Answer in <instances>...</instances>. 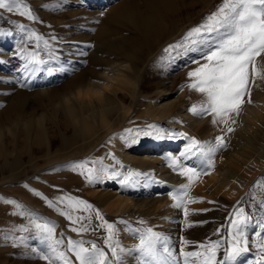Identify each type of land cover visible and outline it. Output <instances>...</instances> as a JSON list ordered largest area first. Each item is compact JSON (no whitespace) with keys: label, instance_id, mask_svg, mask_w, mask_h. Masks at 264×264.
Listing matches in <instances>:
<instances>
[{"label":"bare ground","instance_id":"6f19581e","mask_svg":"<svg viewBox=\"0 0 264 264\" xmlns=\"http://www.w3.org/2000/svg\"><path fill=\"white\" fill-rule=\"evenodd\" d=\"M67 1L81 8L72 17L82 13V19L55 16L51 27L63 35L53 31L45 38L62 65L60 72L51 69L47 75L38 59L33 66L36 78L21 82L16 76L23 68L19 52L11 50L8 39L0 47L9 55L0 61V264H14L8 262L13 247L30 255L27 264H48L44 256L62 264L58 253L79 264L69 240L83 242L90 251L93 243L100 245L105 264H139V253L128 250L148 228L168 237V246L174 243L175 248L184 245L179 242L183 229L197 233L189 236L196 241L207 236L209 242H220L216 264H251L250 246L261 236L255 234L257 227L264 236V209L252 220L243 212L239 227L248 251L230 261L226 250L233 242L231 221L226 222L219 205L230 202L244 210L253 180L264 177V53L256 58L260 71L255 64L249 66L250 97H243L240 124L231 132L215 130L209 114L195 115L188 107L185 98L193 93L185 84L177 92L166 84L152 85L149 94L143 90L150 86L147 71L159 53L185 39V23L212 8L215 0ZM85 18H95L98 33L88 40L70 36ZM181 55L173 66L187 58ZM47 119L53 124L50 129ZM194 136L206 144L190 149ZM221 137L223 146H218ZM212 154H219L224 163L209 158ZM174 158L199 175L189 181L170 166ZM84 161L88 163L83 169L76 168ZM189 184L184 199L194 202L186 203L185 216L183 208L173 206L172 197H182L181 186ZM259 198L264 202V194ZM33 221L53 227L52 238L44 239L46 234L38 233ZM106 223L114 226L111 241ZM9 234L18 243L7 241L6 246ZM177 252L172 250L176 259L170 264H184L185 257ZM191 259L189 264H196ZM254 264H264V258L258 262L256 257Z\"/></svg>","mask_w":264,"mask_h":264},{"label":"snow or ice","instance_id":"6c2138e0","mask_svg":"<svg viewBox=\"0 0 264 264\" xmlns=\"http://www.w3.org/2000/svg\"><path fill=\"white\" fill-rule=\"evenodd\" d=\"M0 9L9 13L15 11L21 16L35 19L31 11L22 4V0H0ZM193 37L195 39H192ZM185 40L189 44L203 45L206 49L201 56L206 62L200 64L199 61H194L199 66L188 74L190 78H194V82L186 85L204 93L207 97L206 105L193 106L190 110L195 115L214 114L217 119L227 123V117L230 113H239L240 106L244 103L243 97L245 94L247 93L250 97L248 88L249 66L254 65L256 58L264 53V0H222V4L207 17L203 25L188 32ZM186 47L183 43H177L169 45L165 51L171 52L181 48L186 49ZM249 102H251L250 99ZM215 122L214 119L213 123ZM228 131L231 132L233 129L228 128ZM219 140L220 144L218 146H223V138L221 137ZM191 143L192 145H198L200 142L192 139ZM210 151H214V149H210ZM87 163L88 161L81 162L76 165V168L83 169ZM170 166L173 167V170L179 169L180 174L187 176L189 181L199 175L194 168H182L175 158ZM87 174V178L91 179L93 169H87ZM127 179L126 177L125 182H127ZM181 187L185 189V192L182 197L173 195L172 199L176 201L173 206L183 208L184 214L187 216L186 203L194 201L184 199V197H187L190 184ZM37 195H40V193H37ZM6 202L16 203L15 201ZM75 203L85 205L86 209L91 208V205H87L84 201H76ZM49 206H52L51 202H49ZM243 212L244 210L240 209L236 215L242 216ZM61 214L65 213L61 211ZM69 219H71V216H69ZM242 223V220H238L232 224L236 231L230 249L226 250L227 260L235 261L241 253L248 251V241L243 239V230L239 227ZM106 227L108 229V240L111 241L114 226L106 223ZM35 228L38 233L46 234L43 237L44 239L52 238L54 228L48 224L35 223ZM22 230L28 231L27 228ZM73 230L76 231L77 229ZM56 243H60V241H56ZM82 243L69 240V245L75 252L79 264H105L106 254L103 250L98 249L93 243L90 251L88 248L83 247ZM184 243L187 244L188 241ZM168 245V237L148 228L140 235L139 244L128 251L139 253V264H170L176 258L172 255V250ZM219 246V241L200 244L199 247L203 249V252L184 253V264H189V257L199 258V264H216V250ZM109 247H111V244H109ZM260 248L261 251H264V243L260 245ZM52 251L55 252L56 249L53 247ZM121 251L124 250L121 249ZM57 255L59 259L64 261V264H70L64 253H58ZM112 255L117 261L121 260L116 248H112ZM42 258L52 264L48 256Z\"/></svg>","mask_w":264,"mask_h":264},{"label":"rangeland","instance_id":"374dc122","mask_svg":"<svg viewBox=\"0 0 264 264\" xmlns=\"http://www.w3.org/2000/svg\"><path fill=\"white\" fill-rule=\"evenodd\" d=\"M38 2H39V4L36 3L35 0H22V4H24L31 11V13L35 17V19H29L27 16H21L15 11L9 13L6 10L0 9V47L4 43L5 39H8V40L12 41L11 50H13V48H14V50L16 49L15 51L19 52V55L22 58V60L19 61V64L22 61L23 62V64H22L23 68L21 69L20 74L16 73V76L18 77V79L20 78L21 82L25 81L26 79L33 80L36 78L37 75L34 72L33 66H35L37 64L38 59L45 66L44 73H46L47 75H49L51 69L54 70L51 72H53L55 74H57V71L60 72V70L63 69L62 65L61 64L59 65L56 62L57 59L55 60V58L57 56H55L51 52L50 46L45 41V38L54 34V32L55 33L60 32V34L62 33V35H63V31L58 30V29H55V31H54V29L51 27V25L53 24L52 20L54 21V19L56 17H57V19L60 18L63 21H67V20L70 21V19H72V18L79 19L81 14H82L81 13V14H78L76 17L75 16L72 17V13L77 12V10L80 11L81 8L78 6H75L72 2H69L67 0H52V1L51 0H38ZM221 4H222V0H215L212 8H208V9L194 15L192 17V21H191L192 23L191 22L185 23L184 29L186 31H190L191 29H193L195 27H199V26L203 25L206 22L207 17L210 16L213 12H215ZM50 5H52V6H50ZM55 11H56V13L54 14ZM57 11H59V12H57ZM80 19H82V17ZM85 19L86 20H84V22L81 24L82 27L78 28L79 31L77 33L70 34V36L76 37V38L78 37L79 39L84 38L82 40H88V37H90V36L94 37L98 33L97 31H99L98 29H99L100 25L95 26V23H96L95 18L93 20H89L88 18H85ZM21 26H23V27H21ZM72 28H74L73 25H72ZM37 37H39V39H37ZM192 39H195V37H193ZM180 43L185 44L187 46L186 49L181 48V49L174 50L171 52H166L165 49H167L169 47V46H166L163 49V51L159 53L158 57L153 61L154 63L152 65V67H150L149 70L147 71L148 83L151 82V83H149L150 86L147 87L146 89L143 88V90L147 94H149L151 87H153L152 85H155V84H158V85L166 84L168 90L173 91V92H177V91H181L184 88L182 85H184V84L189 85V84L194 82V78H190L188 74H189V72L193 71L195 68H197L199 66V64L194 63V61H199L200 64H203L206 62L201 58L202 52L205 51L206 49L204 48L203 45L189 44V42L186 41L185 39H183ZM1 51L2 50H0V52ZM177 52H179V55L182 54V55H184L183 56L184 58L185 57H187V58H185L181 62H178V65L173 66L175 63L174 61L178 60V59H176L177 58L176 56L178 55ZM187 55H189V57ZM4 56H9V55H7V53L5 55L3 52H1L0 61L3 60ZM173 58L176 60H174ZM14 59H16V56L11 57V60H14ZM186 60H188V61H186ZM15 66H18V63L12 64V67L15 68ZM28 66H30V68ZM84 67L85 66L83 65L82 68H84ZM172 67H173V69H172ZM255 67H258V70L260 71V68H259L257 61L255 62ZM258 70H257V72L260 73ZM48 71H49V73H48ZM33 73L35 75H33ZM64 81L65 80H63L62 82H64ZM253 88H254V86H252V89H251L252 91L256 89V87L254 89ZM188 89L191 91V93H193V95L191 97L185 98V99L190 100V101H188L189 102L188 107H193V106L199 107L201 105H206L207 97L204 93L198 92L195 89H192L190 87H188ZM240 109H241V106H240ZM240 113H241V115H239ZM209 115H210V120H211L212 124L214 125L215 130H218V129L219 130H228V128H232V129L236 128V126L238 124H240L241 118H242L241 117L242 116L241 110H239L238 114L235 112L230 113L229 116L227 117V123L223 122L220 119H217L214 114H209ZM130 118L131 117H129V119ZM214 119L216 120L215 123H213ZM46 124L48 126V129H50L53 126V124L51 123V119H47ZM192 139H195V140L199 141L200 143L198 145H192V143H191L190 149H193L196 146L200 147V146H202V144H206V142L203 141L202 138H200V137L197 138L196 136H194ZM224 140H225V138H224ZM202 141H203V143H202ZM57 145H58L57 142L54 143L55 147ZM209 158L216 159V160L218 159V161L220 160L219 162H221V164L224 163L223 158L219 154H212L211 157H209ZM257 178L258 179L260 178V179L258 180ZM253 181L254 182L251 184V186L248 189L247 198L245 199V204L243 206L244 213L246 212V214H244L243 216L244 217H250L251 216L249 218L250 220L255 219L256 214L258 212H262V210L264 209V207H263L264 202H262L259 198V195L264 194V177H263V175L260 177H256ZM222 204H225V205H222ZM219 206H220L219 208H223V210L225 209L224 211H226V215L224 216V219L226 218L225 219L226 222L231 221L230 230H231V233L233 236L235 234L236 229L233 228L232 223L234 220L235 221L241 220V216H237L236 213H234V212L239 211V209H238L239 205H231L230 202L229 203L223 202ZM236 206H237V208H236ZM249 210H251V211H249ZM229 211H231V212H229ZM229 213H230V215H229ZM245 215H247V216H245ZM258 224L259 223H257V225ZM260 232H261L260 229L257 227L255 234L257 233L256 235L262 236V234ZM11 235L12 234H9L8 235L9 238L6 239L5 241L6 242L11 241L12 243H15V242L18 243L17 241H15V240H17V239H15V236H13V235L11 236ZM196 235H197V233H195V232L189 233V230L183 229L182 233H180V235H179V238L181 240L179 242H181L184 245L181 248L180 247L175 248L176 245L174 247V243H171L169 247L171 250H177L178 251L177 253L178 254L180 253L182 255V258H184V253H186L187 251L188 252L194 251V252H201L202 253L203 249H201L199 247V245L200 244H208L209 239L207 238V236H205L204 238H207L208 241H207V239H204V238L201 240L197 239V241H196L193 238L189 237V236L194 237ZM261 236L258 238L257 243L253 242L250 246V249L252 250V252H254V256L251 258V264H254V262L256 261V257H257L258 262H260V260H262L264 258V251H261V248H260V245L262 243H264V236L263 237H261ZM104 240H107V239L105 238ZM104 240H102L103 243H105L107 245L110 244L109 241H107V243H106ZM185 241H188L189 244L186 245L184 243ZM7 244H8V242L5 245L7 246ZM95 245L97 246L98 249L101 247L98 244H95ZM8 247L10 248V246H8ZM100 249H102V247ZM24 251L25 250L23 248L13 247L12 249H10V258L11 259H9L8 262L14 263V264L31 263L30 261H32V259H31L30 255L28 253L26 254V252H24ZM64 255L66 256V254H64ZM68 258L69 257L67 255V259ZM192 258L193 259H191V260H195L196 264H199V258H197V257H192ZM106 260H105V262H106ZM60 261H61V259H60ZM52 264H61V262L60 263L59 262H52ZM62 264H64V261L62 262Z\"/></svg>","mask_w":264,"mask_h":264}]
</instances>
